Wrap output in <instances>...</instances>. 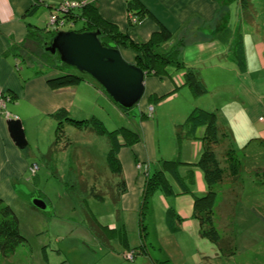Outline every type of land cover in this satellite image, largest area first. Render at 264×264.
I'll list each match as a JSON object with an SVG mask.
<instances>
[{"label": "crops", "instance_id": "0c3cea01", "mask_svg": "<svg viewBox=\"0 0 264 264\" xmlns=\"http://www.w3.org/2000/svg\"><path fill=\"white\" fill-rule=\"evenodd\" d=\"M61 1L0 0V89L10 96L0 110V202L8 204L15 212L19 203L21 206L29 203L30 188L21 182L24 176L29 175V180L37 177L41 165L53 172L57 170L54 154L51 159H46L44 150L39 145H32L34 139L30 133L33 129L43 133V147L46 146L48 151L55 139L56 129L53 127L60 121L54 116L57 111L77 119L91 116L101 119L100 112L106 102L123 114L90 77L84 76L78 83L60 87H53L48 82L59 69L35 56L36 43L32 42L29 32L36 27L45 28L49 16ZM80 1L96 3L102 19L114 24L134 42L147 41L161 28L170 32V37L161 45L164 50L182 38L184 45L180 57L184 64L199 72L208 89L206 94L227 99L225 104L230 105L232 111L226 118L219 117L221 109L217 105L209 107L205 104L207 98L203 95L206 94L193 95L183 84L182 68L169 65L168 74L145 75L144 94L135 104L138 108L131 115L132 123L126 125L136 130L141 139L131 146L121 147L118 153L126 191L117 203L109 197L102 200L91 197L82 201L88 202V210L107 226L101 232L104 236L93 233L85 212L65 217L54 214V220L63 217L57 221L66 226L55 223L58 228L53 233L50 216L45 222L49 224L50 234H42L36 245H20L14 253L0 255V264H155V260L164 259L171 264H264V57L261 56L262 45L258 47L262 42L259 43L256 35L254 63L250 69L244 48L246 31L242 32V29L245 25L258 24L256 21L250 24L243 18L246 0ZM237 32L242 34L246 64L243 71L237 66L231 50ZM120 51L125 60L134 62L136 52L131 47H121ZM228 74L234 77L235 84L231 78V84L227 80ZM151 95L165 97L154 105L147 103ZM180 97L184 100L178 101ZM150 105L153 106L151 115L147 111ZM195 107L217 112L218 121L231 131V136L224 139L228 141L226 145L240 154V185L231 187L235 183L224 181L219 186L215 210V225L222 233L234 236L235 250L229 255H221L213 242L199 234V222L193 215L195 196L203 195L207 190L203 171L195 165L203 152L204 126H197L190 133L185 127L187 132L181 140L175 136V126L183 122ZM7 118L21 120L28 141L24 148L16 146L10 137ZM78 129L91 131V135L96 133L88 128ZM105 137L109 149V140ZM39 139L36 137V141ZM162 159L182 162L178 166L180 179L166 173L173 190L180 193L154 192L145 219L148 228L146 252L136 253L131 260L124 259V254L133 251L140 243L141 194L147 175L160 166ZM35 162L39 168L32 174L29 167ZM221 186L225 193L223 188L221 192ZM185 187L188 191L183 192ZM225 195H235V201L233 208L231 203L229 216L222 220L221 201ZM243 199L252 201L238 215L235 208ZM99 205H108L109 209L102 212L97 209ZM168 208L180 218L174 232L167 225ZM126 224L132 229L128 233L133 234L131 240L127 237ZM101 237L107 238L108 243L101 241Z\"/></svg>", "mask_w": 264, "mask_h": 264}, {"label": "trees", "instance_id": "16d2710c", "mask_svg": "<svg viewBox=\"0 0 264 264\" xmlns=\"http://www.w3.org/2000/svg\"><path fill=\"white\" fill-rule=\"evenodd\" d=\"M57 10L54 13L56 23L63 21L70 25L68 30L78 32L99 30V38L106 46L131 47L136 52L134 63L140 67L145 74H153L162 76L168 74V66L173 65L177 68H182L184 75V83L188 86L191 93L195 96L203 95L208 92L207 86L199 74L192 67H187L180 57V49L184 45L183 39L176 41L169 49L164 50L161 45L170 37V32L167 29L161 28L159 31L153 32L150 38L144 42H134L125 33L121 32L114 24L102 19L98 13V6L94 2L85 1L81 6L67 10ZM243 18L251 24L254 23L256 17V7L253 2L246 0ZM52 13V14H53ZM81 22L82 26L74 28ZM61 30L57 24L46 26L45 28H34L31 30L30 36L32 42L36 43L35 56L41 62L56 67L59 69L57 75L48 79V82L53 87H60L80 82L84 73H72L66 71L64 66H69L60 61L59 54L51 53L49 47L52 38L56 32ZM231 50L234 52V59L241 71L245 70V57L243 51L242 34L237 32V38L234 40ZM54 55V56H53ZM93 79V78H92ZM94 80V79H93ZM106 93L104 88L94 80ZM107 94V93H106ZM108 95V94H107ZM109 96V95H108ZM157 97V96H156ZM113 101V99L111 98ZM114 102V101H113ZM117 104L116 102H114ZM118 105V104H117ZM119 106V105H118ZM120 107V106H119ZM122 110V107H120ZM54 116L60 120L55 130V139L48 148L45 154L46 159H51L56 150L63 149L66 144L71 142L64 131V126L61 123L65 121L79 128H88L98 134H105L109 140V149L106 154V163L111 174L106 176V181L98 188L90 185L89 181L82 176H79L76 182L74 191H78L82 195V201L86 202L88 198L95 197L104 199L109 197L114 203H117L121 195L126 191V182L123 176L122 168L119 162L118 153L121 147L131 146L140 141V134L126 125H120L114 129H108L104 122L97 116H91L86 119H77L63 114V111H57ZM204 126V133L201 137L203 142V152L197 160V165L202 171L207 185V190L203 195L195 196L193 204V215L199 222V234L213 242L221 255L232 254L235 250L233 234L222 233L215 225V210L217 205V186H220L224 181L235 183L241 175L242 164L241 160L234 149L225 151L222 164L218 159L215 147L221 144L226 136H231V131L223 126L218 121L216 111L195 107L181 123L175 126V136L178 140L185 137L184 128L187 127L189 133L197 126ZM193 134V132H192ZM182 162L179 159H162L160 166L157 167L150 175H147L144 188L141 194V204L139 209V238L140 243L133 249V257L136 253L146 252L145 238L148 235L146 225V214L150 211L151 197L155 191L160 190L165 194L180 193L175 192L168 180L166 173L169 172L174 178L180 179L178 166ZM181 181V180H180ZM181 183H183L181 181ZM103 188V189H102ZM183 192L188 191V188H183ZM33 206V205H32ZM34 207V206H33ZM86 219L89 227L98 237L104 236L101 234L106 225L101 224L93 213L85 209ZM180 218L174 216L171 208L167 209L166 221L171 232L178 229V220ZM126 237L124 236V240ZM101 241L108 243L107 238L101 237ZM20 245H29L27 238L19 229V220L15 211L8 204L0 202V255H8L14 253ZM155 264H171L169 260H155Z\"/></svg>", "mask_w": 264, "mask_h": 264}, {"label": "rangeland", "instance_id": "374dc122", "mask_svg": "<svg viewBox=\"0 0 264 264\" xmlns=\"http://www.w3.org/2000/svg\"><path fill=\"white\" fill-rule=\"evenodd\" d=\"M72 1H80V0H72ZM252 1L254 2L256 7V17L254 21H256V24L258 25L257 26L245 25L244 28L242 29V32L246 31L244 48H245L247 63L249 64L251 70L254 63L253 56L255 57L254 42L256 40V35H258L259 43L262 42L259 44L258 47L262 45L261 56L264 57V0H252ZM51 15H54V13ZM50 16L46 26L52 25V22L50 21ZM132 16H134V14ZM69 26L70 25L64 24L60 27V29L67 30ZM80 26H82V24L81 22H78L74 26V28H78ZM119 49H121V47H119ZM255 50H257L256 47ZM64 68L66 71L72 73H82L72 66H64ZM252 74H255V72H253ZM85 75L88 78L89 77L92 78L88 74ZM230 78L232 80V84H235L236 82L234 81V77L228 74L227 80L229 79L228 81L231 84ZM210 89L212 90L213 87H211ZM165 95L159 97L158 96L155 97L154 95L153 96L151 95L149 96L147 103H153L155 105V103L160 99H162V97H165ZM203 96H206L207 98V99L205 98L206 105H208L209 107L211 105H212L211 107H215L217 105L219 109H221L219 112V117L226 118L227 114L230 115V111H232V109L229 108L230 105L225 104L227 102V99L216 96L215 94L214 95L206 94ZM229 96L230 94H227V97ZM108 97L111 99V96ZM177 100L183 101L184 99L183 97H180ZM224 104L226 105L225 107ZM136 108H138V105H134L127 110H122L120 108V110H122L121 112H123V114H121L119 109L105 102L103 104V110H101L100 112L101 120L104 122V124H106L107 127H110V129L114 127H118L120 125H127L128 122L132 123L131 115L133 114V111ZM147 111L149 113V106L147 108ZM56 127L57 125L55 124L53 129H56ZM64 127H65L64 131L66 132V138L68 137L71 140V142L68 143V145L66 144V149H64L65 148L64 147L63 149L55 151L54 161L56 163L57 170H54L53 172L47 167L41 165V169L38 171L37 177L30 178L31 180H29L28 179L29 175H28V176H24L23 180L21 181L23 182V184H25L27 188H30L29 203L24 206H21V204L19 203L18 206H16L17 212H15V214L17 215L19 220L20 231L28 240V244H29L28 246L36 245L37 239H39L44 234H50V230L48 231L49 224L45 223L46 221H48V218L50 216H52L51 220L53 222L52 224L53 227L50 228L52 229L53 233H55V231H57V229L55 228L58 227H56V225L54 224L55 223L62 224L61 222L57 221V219H63V217H59V218L57 217V219L54 220L56 218V215L54 214L63 215L64 217L65 215L75 216L77 214L84 213V210L88 209V204H87L88 202L86 204L82 202L81 200L83 198L82 195L77 193L78 191L75 192L72 187L74 186V188H76L75 184L78 181L77 179L79 178V176L86 178L89 181L90 185H94L98 188H101V185L103 184L104 186V182L106 181L105 177L111 174L107 166L106 157H105L106 155L105 151L108 149V141H106L107 139H105L106 138L105 135H102V137L101 135H97L96 133L94 135H91V131H84L82 129H78L79 127L76 126L74 127L73 125H69L65 122H64ZM51 129L50 132L53 130ZM31 133L30 136L33 135V137L31 138L34 139L32 141V145L34 147H37L39 145V147L42 148L46 153L47 152V149L45 148L46 146L43 147L45 136H41V134L43 135V133H40L38 130L35 129H33ZM92 136L93 137L95 136V138H92ZM228 136L226 137L229 138ZM36 137L40 139L36 141ZM194 140H196V138H194ZM227 142H228L227 140H223L222 145L219 144L215 147L217 157L218 159H220L222 164L225 163L224 160L225 151L228 149H232L226 145ZM237 154L238 156L240 155L238 151ZM91 161H93L92 164ZM248 163L251 164L250 162ZM244 178L246 180L247 176L244 175ZM102 179H104L105 181ZM239 179L240 177H238L237 180H235V184L232 185L231 187H238V185H240ZM217 187H218L217 193L219 194L220 189L219 186ZM222 188L223 186H221V192H222ZM223 193H225L224 188H223ZM34 197L42 198L47 204L46 208L41 210L36 207H33L31 201ZM234 199H235V195H232V197H228V195L223 196L221 201V208H222L221 211H223L221 214L222 220H225L229 216L231 210V203H232V208L234 207V201H235ZM79 200H81L82 204ZM91 200L92 199H90V201ZM242 201H244V199L241 200L235 208V212L238 213V215L243 210H245L246 205L249 206L251 204L252 200L249 199L244 201V203H242L241 206L240 204ZM106 202H109L108 204H110L111 201H106ZM217 202H218V198H217ZM76 203L79 205L76 206ZM97 209H99L100 211L102 210V212H105L109 209V207L108 205H103V206L99 205V208ZM62 225L66 226V224H62ZM45 229L46 231H44ZM126 230H128L127 234L132 231V229L128 226V224H126ZM127 237L128 239L130 238L131 240L133 238V234L132 233L128 234ZM124 259L126 258L124 257Z\"/></svg>", "mask_w": 264, "mask_h": 264}, {"label": "water", "instance_id": "95a60500", "mask_svg": "<svg viewBox=\"0 0 264 264\" xmlns=\"http://www.w3.org/2000/svg\"><path fill=\"white\" fill-rule=\"evenodd\" d=\"M47 50L57 52L61 62L90 75L125 110L134 106L144 94L145 72L135 63L125 60L119 48L104 45L99 38V30H59ZM6 123L15 145L24 148L28 141L21 120L7 118ZM31 202L41 210L47 206L40 197H34Z\"/></svg>", "mask_w": 264, "mask_h": 264}, {"label": "built area", "instance_id": "2783aa9c", "mask_svg": "<svg viewBox=\"0 0 264 264\" xmlns=\"http://www.w3.org/2000/svg\"><path fill=\"white\" fill-rule=\"evenodd\" d=\"M84 2L83 1H72V0H62L58 7V10H67V9H73V8H77L79 6H81ZM50 21L53 24H57V26L60 28L62 25L66 24L63 21H59L58 23H56V17L55 15H51L50 16ZM10 96L5 94L1 89H0V110L3 109L6 105V102L9 101ZM153 110V106H149V114L151 115V112ZM30 171L32 174H35L37 169H38V164L37 163H33L30 167H29ZM124 257L127 260H131L133 258V251H129L127 253L124 254Z\"/></svg>", "mask_w": 264, "mask_h": 264}]
</instances>
